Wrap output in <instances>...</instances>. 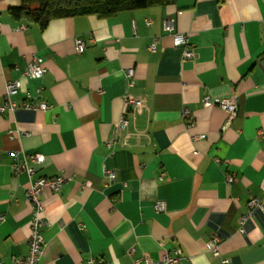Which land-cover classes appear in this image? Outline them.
<instances>
[{"label":"crops","instance_id":"1","mask_svg":"<svg viewBox=\"0 0 264 264\" xmlns=\"http://www.w3.org/2000/svg\"><path fill=\"white\" fill-rule=\"evenodd\" d=\"M19 4L0 0V105L5 83L20 82L12 98L18 109L0 116V261L29 250L28 178L12 174L16 151L44 156L35 178L70 179L42 195L38 264H134L143 257L156 264L175 249L179 264H219L208 251L213 236L227 264H264V0H175L106 18L52 20L44 30L12 19L8 11ZM167 18L173 33L162 29ZM175 33L187 36L191 59L174 45ZM76 40L84 43L80 54ZM33 56L45 74L23 79ZM125 96L146 108L117 132ZM205 97L236 99L229 125L223 111L204 107ZM27 98L49 108H19ZM251 199L262 208L240 232Z\"/></svg>","mask_w":264,"mask_h":264},{"label":"built area","instance_id":"2","mask_svg":"<svg viewBox=\"0 0 264 264\" xmlns=\"http://www.w3.org/2000/svg\"><path fill=\"white\" fill-rule=\"evenodd\" d=\"M150 22L146 21V25H149ZM24 26H21L20 29H24ZM175 28L174 20L167 18L162 22V29L167 33H173ZM173 43L176 46L183 48V57L186 59H191L193 53L189 48V41L186 35L182 34H173ZM84 49V43L81 40H76L75 50L77 54H80ZM151 52L155 51V46L152 44L149 48ZM45 68L43 67V60L40 57L33 56L22 73L23 79L28 80H40L45 74ZM133 71L131 69L125 72V77L128 80V86L133 85ZM20 88V82L18 81H7L4 87V102L0 105V116L3 114H13L17 109V105L12 99L15 96ZM39 95V94H38ZM204 107H217L223 111L226 116V126L229 125L231 120H233L237 114V102L234 97L221 98L217 100H211L208 97H205L202 100ZM23 110L27 111H46L49 107L40 102L35 104L32 100L27 98L21 105ZM145 103L141 99H136L132 96H125L123 99V110L122 115L118 122L115 124V129L117 132H125L129 125L134 122L135 115L140 111L145 109ZM181 117L183 119H188L189 113L187 110L181 112ZM188 123L190 120L187 121ZM8 135L12 138L14 135H18V132L8 131ZM203 136H195L193 140L203 139ZM113 140L106 142V148L112 152ZM12 164L11 170L12 174L16 177L21 173L27 175L28 186L25 190V197L27 203L31 207V218H30V234L28 238V255L24 258H15L7 264H38L45 247L44 240L42 238L41 232L44 227L43 212L44 206L42 203V195L45 191L51 193H58L61 188L70 180L69 178L59 175L51 178L38 177L35 178V166L41 165L44 162V156L40 153H35L31 155L20 154L19 152H12ZM103 175L109 182L116 181L115 172L107 169H103ZM233 177H228L227 182L231 183ZM156 212L164 210V204L158 202L154 206ZM255 208H262L261 202L256 199H251L248 202V213L247 216H244L240 221V232H243V225L247 217H250ZM4 217L0 215V222H3ZM220 240L218 237L213 236L208 242V251L214 258L219 259V264H227L228 261L223 259L219 250ZM181 260V252L179 249H175L170 253H165L161 258L156 262V264H179ZM151 259L148 257H143L135 260L134 264H150ZM0 264H3L0 261ZM84 264H103L100 259L88 258Z\"/></svg>","mask_w":264,"mask_h":264},{"label":"trees","instance_id":"3","mask_svg":"<svg viewBox=\"0 0 264 264\" xmlns=\"http://www.w3.org/2000/svg\"><path fill=\"white\" fill-rule=\"evenodd\" d=\"M175 0H20L8 13L17 22L44 30L52 20L81 16L112 17L125 11L168 6Z\"/></svg>","mask_w":264,"mask_h":264}]
</instances>
